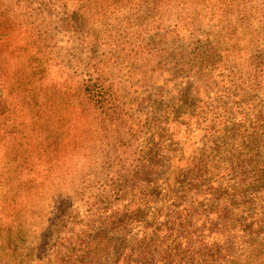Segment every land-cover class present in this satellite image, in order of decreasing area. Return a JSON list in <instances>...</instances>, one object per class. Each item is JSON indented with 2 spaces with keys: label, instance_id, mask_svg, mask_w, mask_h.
I'll list each match as a JSON object with an SVG mask.
<instances>
[{
  "label": "trees",
  "instance_id": "trees-1",
  "mask_svg": "<svg viewBox=\"0 0 264 264\" xmlns=\"http://www.w3.org/2000/svg\"><path fill=\"white\" fill-rule=\"evenodd\" d=\"M178 1L114 0L149 8L111 26L102 0L90 19L100 52L84 61L81 49L73 73L34 40L26 7L0 3V264L32 257L36 225L23 219L73 197L78 160L79 185L102 181L117 232H134L114 264H264V7L246 41L234 0H181L167 19ZM154 94L164 106L140 111Z\"/></svg>",
  "mask_w": 264,
  "mask_h": 264
},
{
  "label": "rangeland",
  "instance_id": "rangeland-1",
  "mask_svg": "<svg viewBox=\"0 0 264 264\" xmlns=\"http://www.w3.org/2000/svg\"><path fill=\"white\" fill-rule=\"evenodd\" d=\"M11 1L19 2L20 6L27 8L33 20L31 30L34 40L52 48L54 53L56 51L58 54H65L64 61L69 64L71 73L76 71V66H71L73 58L80 56L81 49L88 48L84 50L85 52L88 51L84 61H87L92 53L99 54L100 48H94L93 45L100 43L95 42V37L92 34H95L100 26L94 28L95 26L90 19H96L93 17L96 12H99L98 5L102 0H0V3H10ZM180 1L174 3V10L170 9L171 13L167 19L176 12L177 5L179 8L181 7ZM110 5L111 3H108V8ZM238 6L240 9H237ZM112 7L114 17L108 20L111 26L115 25L117 18H120L123 12L133 14L149 8L147 4L136 6L131 2H128L127 6L115 5L114 0ZM114 7L119 11L118 14ZM263 7L264 0H247L246 2L234 0L231 9H227L230 19H232V15L236 14L235 19L238 21L240 31L244 33L246 41H249V37L253 40L252 29L259 27V16L262 18ZM241 13L248 14L245 24L237 19L242 16ZM6 33L0 32V34ZM89 33L92 38L90 41L88 39ZM6 35L8 36L9 33ZM1 39L2 37L0 41ZM122 70L123 74L127 76L126 67H123ZM164 74L165 72L161 75V79H164ZM188 78L182 80L180 76L177 80H181L174 81V84L180 86L193 81L188 80ZM149 89L150 86L143 87L144 95L148 94ZM7 96L8 92L4 97ZM151 101L152 103L142 105L140 111L148 110L153 104H157L159 107L164 106V101L155 94ZM81 156L88 160L83 153ZM77 162L80 163L79 167H82L83 171L75 172L72 176V183L75 185H70V183L66 185L68 189L73 190V197H65L64 202L54 199L47 200L46 203L50 206L48 210L35 214L31 219L27 217L23 219V221H29L36 225L32 231L34 232L33 237L39 241V244L34 249H30L32 250L30 251V254L31 252L33 254L32 257L29 256V251L17 250L19 251L17 254L18 261L15 264H35V261L37 264H52L56 253H61L60 257L64 261L63 264H114L122 252L132 244L134 232L128 235H126L127 232L123 235L117 232L115 226L117 213L109 206V201L100 195L103 182L98 184L93 183V180L86 182L89 166L81 163L80 160ZM80 172L84 174L82 177L79 176ZM82 180L86 181L80 186L79 182ZM78 187L80 190L74 192V189ZM7 236L17 237L18 233L13 232L12 235ZM21 236L26 237L24 230L21 232ZM104 238L112 242L108 256L91 259L87 250L98 248L99 243Z\"/></svg>",
  "mask_w": 264,
  "mask_h": 264
}]
</instances>
